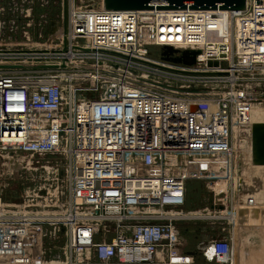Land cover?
Returning <instances> with one entry per match:
<instances>
[{"label":"built area","instance_id":"2783aa9c","mask_svg":"<svg viewBox=\"0 0 264 264\" xmlns=\"http://www.w3.org/2000/svg\"><path fill=\"white\" fill-rule=\"evenodd\" d=\"M55 33L0 45V159L9 173L42 170L19 201L0 195V264L153 263L164 249L162 260L178 263L188 180L230 183L238 171L234 128L249 123V81L264 68V0L237 9L70 0ZM165 45L196 50L194 62L152 52ZM232 183L233 225L243 204L232 208ZM53 236L64 237L62 252L46 257ZM199 249L233 264L232 233Z\"/></svg>","mask_w":264,"mask_h":264},{"label":"rangeland","instance_id":"374dc122","mask_svg":"<svg viewBox=\"0 0 264 264\" xmlns=\"http://www.w3.org/2000/svg\"><path fill=\"white\" fill-rule=\"evenodd\" d=\"M69 1L0 0V45L18 47L46 41L64 25ZM85 1L97 4L100 0ZM152 52L161 53V49L156 47L152 49ZM253 77L255 79L249 81V84L252 85L253 97H256L254 102H263V106L257 114L255 111L251 114L248 124L238 126L240 128L239 137L237 134L233 138L239 161L237 162L238 171H235V178H232L230 183L233 181L231 185L239 192V196L235 195L236 199L232 203V208L242 204H264V163L262 162L264 150H260L258 142L260 137H263L264 140V96H262L264 95V68L262 71L254 72ZM41 171V168H38L9 173L6 165L0 159V195L2 200L12 203L22 199L25 190L33 187L39 179ZM202 174H198L187 182L186 208L192 212L191 216L188 215V218L180 224L187 243L182 242L180 250L183 255L176 264H221L213 260H205L199 245L202 241L221 237L219 232H222L221 227L225 224L224 220L229 217L230 209L220 212L218 208H223L228 201L227 192L230 183L224 179L212 180ZM259 213H255L257 215L247 213L246 216L241 217L244 218V221H258V223H254V226L241 225V235L239 237L236 235L238 240H235L233 264H238V257L241 258V264H260V260L245 257L254 256L259 251L264 252V215ZM213 214L214 216L211 217ZM256 233L260 237L261 244L257 240L255 241ZM64 240L62 236L47 237L44 241L46 257L59 256ZM177 252L178 249L173 253L177 254ZM165 253L168 254L165 249L159 251L157 255L159 259L153 263L139 264H172L168 263L165 258L162 260L161 255L164 256ZM110 264L121 263L112 262Z\"/></svg>","mask_w":264,"mask_h":264},{"label":"water","instance_id":"95a60500","mask_svg":"<svg viewBox=\"0 0 264 264\" xmlns=\"http://www.w3.org/2000/svg\"><path fill=\"white\" fill-rule=\"evenodd\" d=\"M103 5L107 9H139L150 7H198V8H244L245 0H103ZM196 50L183 49L178 50L171 46L161 47V56L165 59L192 64L195 60ZM209 65L217 64L215 60H209ZM260 137L259 148L264 150V140ZM264 163V160H262ZM237 220L244 221L241 217L247 213L255 214L263 212L264 208L259 209L255 205L238 206Z\"/></svg>","mask_w":264,"mask_h":264},{"label":"crops","instance_id":"0c3cea01","mask_svg":"<svg viewBox=\"0 0 264 264\" xmlns=\"http://www.w3.org/2000/svg\"><path fill=\"white\" fill-rule=\"evenodd\" d=\"M238 161H239V159H238ZM237 196H239V192L236 194ZM236 197V196H235ZM228 199V198H227ZM226 199V200H227ZM236 199V198H235ZM235 199L232 201V202H234L235 201ZM240 200V199H239ZM186 204H187V197H186ZM186 204H185V209L188 211V214L191 216V212H192V210H190V209H188V208H186ZM246 205H253V204H246ZM255 205V204H254ZM230 206H231V200H228L227 201V203L225 204V206L223 207V208H225V209H227V210H229V208H230ZM255 206H258V208L259 209H262V208H264V204H257V205H255ZM212 209H213V207H211ZM214 211H215V209H214ZM260 213V215H261V213L263 214V212H261V211H259ZM255 215H257V214H255ZM264 215V214H263ZM208 216H210V215H208ZM214 216V214L213 215H211V217H213ZM225 218V217H224ZM225 221V224H224V226H222L221 227V229H222V232H219V235H221V236H223V237H225L227 234H229V233H232V236H233V238H234V245H235V240H238V238H236V235H238V237H239V235H241V225H243V226H249V225H252V226H254V223H258V221H252V222H247V221H242V222H239L238 220L232 225V223L230 222V221H228L227 219H225L224 220ZM180 224H182V221L181 222H179ZM179 224V225H180ZM180 232H181V235L184 237V239L186 240V238H185V236H184V234L182 233V231H181V228H180ZM254 233V232H253ZM256 236H257V239H256V236H255V241L257 240V242H259V244H261V241L259 240V236L257 235V233L255 234ZM255 249H257V248H255ZM257 253V252H256ZM183 255V254H182ZM245 256V255H244ZM245 257H253V258H255V260H260L259 261V263L260 264H263V258H264V252L263 251H259L257 254H255L254 256H251V255H248V256H245ZM241 264V258H239L238 257V264Z\"/></svg>","mask_w":264,"mask_h":264},{"label":"bare ground","instance_id":"6f19581e","mask_svg":"<svg viewBox=\"0 0 264 264\" xmlns=\"http://www.w3.org/2000/svg\"><path fill=\"white\" fill-rule=\"evenodd\" d=\"M263 104V102H260V103H258V102H254V105H253V108H252V112L251 113H254V111H255V113L257 114V112L259 111V110H261L260 108H262L261 106H263L262 105ZM249 122V121H248ZM239 125H236L235 126V130H234V132H235V135H237L238 134V137H239V127H238ZM236 137V136H235ZM238 162V161H237ZM221 183V182H220ZM219 184V183H218ZM224 185V184H223ZM239 201V200H238ZM239 203V202H238ZM233 205V204H232ZM212 209V208H211ZM213 210V209H212ZM223 210H225V208H218V211H220V212H222ZM214 211V210H213ZM234 249H235V245H234ZM235 251V250H234Z\"/></svg>","mask_w":264,"mask_h":264}]
</instances>
